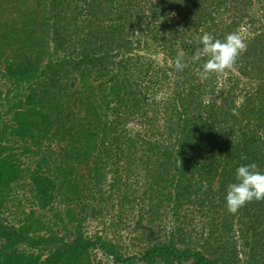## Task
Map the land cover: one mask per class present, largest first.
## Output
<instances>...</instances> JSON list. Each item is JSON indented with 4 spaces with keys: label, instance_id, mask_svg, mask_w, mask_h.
<instances>
[{
    "label": "trees",
    "instance_id": "trees-1",
    "mask_svg": "<svg viewBox=\"0 0 264 264\" xmlns=\"http://www.w3.org/2000/svg\"><path fill=\"white\" fill-rule=\"evenodd\" d=\"M234 31L233 69L175 71L198 37ZM253 162L264 172V0H0V264H264V201L226 210ZM110 209L113 232L90 233Z\"/></svg>",
    "mask_w": 264,
    "mask_h": 264
},
{
    "label": "clouds",
    "instance_id": "clouds-1",
    "mask_svg": "<svg viewBox=\"0 0 264 264\" xmlns=\"http://www.w3.org/2000/svg\"><path fill=\"white\" fill-rule=\"evenodd\" d=\"M197 43L202 47L191 57L179 50L173 65L176 72H183L190 64L207 57L197 72L200 80H207L213 75L218 76L233 69L240 55L247 51V44L238 31L227 34L223 40L204 33L197 38ZM241 159L247 160L248 157L242 156ZM225 199L226 210L230 215H236L254 201H264V172L259 170L255 162L237 167L235 182L227 186Z\"/></svg>",
    "mask_w": 264,
    "mask_h": 264
},
{
    "label": "rangeland",
    "instance_id": "rangeland-1",
    "mask_svg": "<svg viewBox=\"0 0 264 264\" xmlns=\"http://www.w3.org/2000/svg\"><path fill=\"white\" fill-rule=\"evenodd\" d=\"M245 32V30H243ZM30 195L31 193H29V190H25V189H21L19 191V199L15 200L14 205L11 204L13 210H17V208H19L20 212L19 215L21 217L22 214V210L23 211H27L30 207H32L33 205L31 204V202L29 201L30 199ZM57 202V201H56ZM115 205L114 201H111L110 203H112ZM116 207V206H115ZM114 207V208H115ZM59 208L63 209V207L59 206ZM113 208V209H114ZM113 209H110L109 211H106V214L97 221H90L87 223V227L86 229L90 232L93 233L94 231L97 230H106L108 231V233L113 232L109 227L112 219L114 218L115 212ZM181 213L188 216V220L192 223L191 227H193L194 229H196V231H200L201 227L204 226L205 223V217L204 214L195 209V207H184L181 211ZM18 215V217H19ZM7 216L9 218H11L10 212H7ZM13 219V217H12ZM133 221V219L131 217H125V222L127 223L128 221ZM166 223H168L166 221ZM130 224V223H129ZM126 227V226H125ZM206 231V230H205ZM125 236L124 239H129L128 236H132L133 232L131 233L130 230H124L122 232ZM130 233V234H129ZM111 236V235H110ZM137 248H134L133 250H136ZM97 253V260L101 261L102 264H114L113 260L109 257V256H105L104 254L101 253L100 250L95 251ZM48 252H46L47 255ZM46 257V256H43ZM240 257H244L243 254H240Z\"/></svg>",
    "mask_w": 264,
    "mask_h": 264
}]
</instances>
